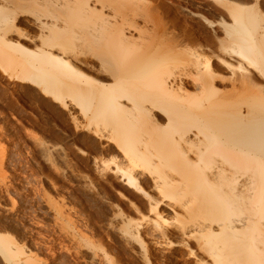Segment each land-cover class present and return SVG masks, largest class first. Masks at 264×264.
Instances as JSON below:
<instances>
[{"label":"bare ground","instance_id":"6f19581e","mask_svg":"<svg viewBox=\"0 0 264 264\" xmlns=\"http://www.w3.org/2000/svg\"><path fill=\"white\" fill-rule=\"evenodd\" d=\"M145 1L0 0V73L69 120L90 168L41 141L69 184L35 189L59 235L32 245L0 215V264H45L54 240L85 264H112L109 244L132 264H264V0H172L214 47Z\"/></svg>","mask_w":264,"mask_h":264},{"label":"rangeland","instance_id":"374dc122","mask_svg":"<svg viewBox=\"0 0 264 264\" xmlns=\"http://www.w3.org/2000/svg\"><path fill=\"white\" fill-rule=\"evenodd\" d=\"M146 1L149 2L145 3L147 4V6L148 4H150V6H153L155 4L157 5V3L159 4L157 5V7L159 6V11L157 12L160 15L159 18L162 17L160 18L161 22L163 21L162 23L166 24L171 29L176 30L179 35H183L181 37L177 34L179 37H195L199 38L203 42V44L207 42H212L213 47L216 45L214 35L212 36V30H210V28L204 29L203 24L201 22H198L197 19H192L191 16L187 17L181 14L175 8V5L172 0ZM205 15H209V20L211 19L213 21V13ZM160 19L156 20L159 21ZM186 37L184 38L187 39ZM1 74L2 73H0V173H3L2 176L0 175V186H10V192L12 191L13 193H11L13 195H6L0 190V194H3L0 200V215H17L19 217H22L24 215L22 217L24 221L18 226L17 224H13L17 227L13 226V231L11 226L8 231H11L9 232L11 234L17 235V229H19V232L21 231V228L24 229L21 232H26V237L30 236V238L28 237L29 239L27 238V240L30 244L34 245L35 240L41 239V236L45 237V240H50V238L52 239L53 237L52 234H54L55 236L59 235L58 230L55 226H53V222L50 219H46L43 217L41 213L42 210L41 208H39L42 207V205L34 197L36 196L35 189L41 190L40 188L43 185L44 186L42 187V189L45 188L48 183H50V181L52 180L51 177L53 179L55 178L59 185H69L66 179H64L62 176L57 175V173L52 169V167H50V164L47 163L45 159H43L44 157H42V151L40 150L42 144L41 141H45V143L49 142L47 143L49 145H52L51 143H53V145L54 143H57L58 145L60 144L67 150V152L69 151V157L72 160L75 159L74 162L76 161V164H80V166L84 167L83 169L85 170H90V168H88L86 163L82 161V159L80 158V156H78L73 147L74 145H76L78 140V148L81 147L83 148V150H87L89 145H87L88 141H81V139L79 138L81 137V134H79L78 132V134L74 133L75 130L72 129L73 127L72 125H70V122L68 123L69 120L64 119L65 117L63 116L62 118L61 114L53 110L51 106L47 105V103L44 102L41 97H37L29 93L31 95L30 96L28 94V91L25 90V86L22 83L14 79L6 78L7 76L2 74L5 77L4 78ZM72 139H74V142L76 143L72 142ZM73 189V194L78 195L77 198L82 197L81 201L80 198L78 199L81 202H79L80 205L78 207H80L81 210L84 207L85 210L83 211L84 213H86L85 215H88V218H90L92 223L94 222L93 219H95L94 224L97 223V218H95L97 217L96 209L90 205V202L84 198V195L81 192H78L76 188ZM110 189L117 195V191L113 190L112 188H109V190ZM111 190L110 192L108 191V193L110 195L112 194V197H115V193H112ZM79 193L80 195H82L80 196ZM11 197L13 200L11 199ZM34 199H36L37 201H35ZM86 200L88 203L86 202ZM14 202H16V206L14 205ZM11 207H14V210ZM38 221L40 224L37 223ZM20 225H22V227ZM96 225L98 227V223ZM19 226L20 228H18ZM32 229L34 231H32ZM31 233L35 234L36 238L31 237L34 236L30 235ZM62 237L64 236L62 235ZM53 242L55 246L53 247L54 250L52 249L51 251L45 248L46 245L43 246L42 242L37 244V246L40 245V248H37L38 250L40 249L38 253L39 255H41L43 261H45V264H85V260H83V258H80V255L75 254V251L73 249L71 251L70 248L69 251L68 249L66 251L64 250L66 248L63 249V246L59 243L58 240H54ZM106 242L110 243L108 240ZM60 245L62 246V249L60 248ZM110 246L111 244L105 246V250L107 249L106 251H109L110 254L113 253L111 255L115 257L113 258L114 260H112V264H129V262L131 263L127 256H125V254H122L124 253L122 250L117 248L116 250H114L113 244V247L111 246L112 248ZM99 250L101 251L103 249ZM52 252H56V254H52ZM103 252L104 251L99 252L100 257L101 255L103 256ZM125 257L127 258L126 260H128L129 262L125 260ZM101 259H103V257H101Z\"/></svg>","mask_w":264,"mask_h":264}]
</instances>
